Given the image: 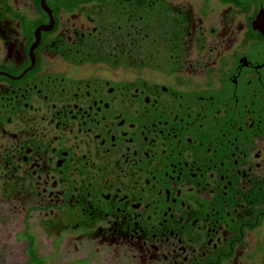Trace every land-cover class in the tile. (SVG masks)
<instances>
[{
  "label": "flooded vegetation",
  "instance_id": "af4514ba",
  "mask_svg": "<svg viewBox=\"0 0 264 264\" xmlns=\"http://www.w3.org/2000/svg\"><path fill=\"white\" fill-rule=\"evenodd\" d=\"M8 223L23 264H264V0H0Z\"/></svg>",
  "mask_w": 264,
  "mask_h": 264
},
{
  "label": "rangeland",
  "instance_id": "374dc122",
  "mask_svg": "<svg viewBox=\"0 0 264 264\" xmlns=\"http://www.w3.org/2000/svg\"><path fill=\"white\" fill-rule=\"evenodd\" d=\"M8 225V226H7ZM0 224V258L3 264H23L27 261V256L24 254L25 244H20L16 237L11 234L10 230L16 225L8 223Z\"/></svg>",
  "mask_w": 264,
  "mask_h": 264
},
{
  "label": "trees",
  "instance_id": "16d2710c",
  "mask_svg": "<svg viewBox=\"0 0 264 264\" xmlns=\"http://www.w3.org/2000/svg\"><path fill=\"white\" fill-rule=\"evenodd\" d=\"M26 240L29 241V246L27 248L29 261L26 264H48V260L41 258L38 254L33 238L26 237ZM1 262L2 259L0 258V264H3Z\"/></svg>",
  "mask_w": 264,
  "mask_h": 264
}]
</instances>
